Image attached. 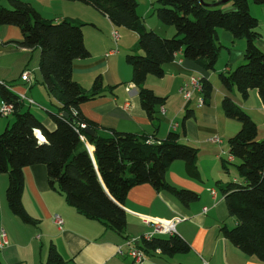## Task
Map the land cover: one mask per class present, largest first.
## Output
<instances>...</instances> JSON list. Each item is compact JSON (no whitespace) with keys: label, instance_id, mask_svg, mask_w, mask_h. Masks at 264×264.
Segmentation results:
<instances>
[{"label":"trees","instance_id":"16d2710c","mask_svg":"<svg viewBox=\"0 0 264 264\" xmlns=\"http://www.w3.org/2000/svg\"><path fill=\"white\" fill-rule=\"evenodd\" d=\"M1 1L0 26L19 27L22 38L16 43L23 48H39L41 83L58 102L53 110H47L54 123V128L49 129L29 108L22 110L23 101L18 99V94L0 81L2 100L11 104L14 114L13 120L0 129V172L8 175L5 198L11 212L25 224H37L38 220L26 211L21 200L23 169L34 164L45 165L49 186L63 192L67 203L78 213L100 221L118 234L126 225L123 208L126 195L136 185L150 184L158 192L171 193L185 205L198 200L196 191L176 187L165 178L176 160L184 163L188 176L198 177V148L181 143L179 132L170 131L165 138L154 140L117 130L99 134L100 126L82 113L81 105L102 95L105 87L100 75L95 77L91 89L83 88L72 78L74 60L90 55L82 27L94 24L44 18L26 0H7V6ZM65 1L90 5L114 25L138 33L137 48L141 52H127L125 61L131 66V82L138 87L141 106L150 119L154 118L155 106L165 99L143 86L146 77H162L164 64L172 61L178 52L201 69L213 70L222 47L217 42V28L225 29L233 38L245 39L244 63L226 74L220 72L221 84L227 90L235 87L243 99L250 89H255L264 107V51L256 43L260 24L250 9V0H228L220 6H212L205 0H157L160 6L153 12L161 22L175 27L176 34L171 37L146 27L137 13V0ZM251 1L264 5V0ZM199 80L204 102L211 96L212 83L206 77ZM111 89L114 87H108ZM221 108L240 127L227 139L228 155L233 156L229 163L236 166L237 176L216 182L229 216L237 223L232 227L224 224L219 230L241 252L255 256L264 264V138H257L256 123L230 95L222 97ZM190 114L187 110L182 122ZM86 128L94 135L86 133ZM88 145L93 147L92 152ZM138 243L146 255L160 253L156 252L157 248L168 256L189 249L177 233L154 235L150 241ZM0 264H3L1 259ZM41 264H66V260L50 243Z\"/></svg>","mask_w":264,"mask_h":264},{"label":"crops","instance_id":"0c3cea01","mask_svg":"<svg viewBox=\"0 0 264 264\" xmlns=\"http://www.w3.org/2000/svg\"><path fill=\"white\" fill-rule=\"evenodd\" d=\"M26 1L44 18L54 21L68 18L94 24L82 27L84 44L90 55L74 60L72 78L83 88L91 89L95 77L100 75L105 87L102 95L81 105L82 113L100 126L97 129L99 134L117 130L146 135L154 140L165 138L170 131L179 132L181 143L198 148V177L188 176L184 163L176 160L170 165L165 178L176 187L196 191L199 198L185 205L171 193L158 192L150 184L136 185L126 195L123 205L126 225L118 234L100 221L78 213L67 203L63 192L49 186L45 165L34 164L23 169L21 197L26 211L38 220L36 225H30L21 222L9 209L5 198L8 175L0 172V231H5L8 238V244L0 248L3 264H41L50 243L54 244L66 264H200L202 259L210 264H263L255 256L241 252L219 230L224 224L232 227L237 223L234 217L229 216L216 184L217 181H227L229 177L236 178V169L229 167L231 163L226 160L229 152L227 139L238 131L240 123L224 114L221 108L224 95H230L249 114L257 125V137L264 138V107L257 91L250 89L247 98L243 99L235 87L227 90L219 79L221 71H231L232 65L243 58L241 46L237 53L226 51V61L224 65L216 66L218 70H203L197 63L185 60L182 52H178L172 61L164 64L162 77L148 75L143 86L165 99L155 106L154 118L150 119L141 106L138 87L131 82V66L125 61L127 52H141L137 48V32L114 25L108 17L80 1ZM149 2L150 5L143 11L139 10V4L137 7V13L146 27L160 35H175L174 27L147 15L152 7V0ZM250 9L259 20L256 43L264 51V5L250 3ZM114 30L119 34L117 41L112 36ZM217 33L218 38L232 41L229 32ZM21 38L19 27L0 26V81L9 84L12 92L32 99L34 103L31 105L27 100L23 101L21 109L33 107L34 113L46 127L52 129L54 123L47 110H53L58 102L41 83L39 48L21 47L16 43ZM25 70L30 71L29 81L21 79ZM191 77H206L212 83L211 96L201 106H198V99H202L201 91L193 90L191 98L186 101L180 90L185 85L192 89L189 82ZM110 86L114 87L112 91L108 90ZM1 102L0 95V129L14 118L13 112H1ZM187 110L191 114L182 122ZM213 136H218L221 142L210 140ZM88 148L92 152L93 147L88 145ZM204 207L206 210H203ZM53 215H59L63 220L60 228L53 222ZM176 216L183 218L175 227L177 234L188 244V251L171 256L161 252L148 254L139 263L128 255L116 253L117 245L151 231L142 217L166 221Z\"/></svg>","mask_w":264,"mask_h":264},{"label":"built area","instance_id":"2783aa9c","mask_svg":"<svg viewBox=\"0 0 264 264\" xmlns=\"http://www.w3.org/2000/svg\"><path fill=\"white\" fill-rule=\"evenodd\" d=\"M112 36L115 41H117L119 38V34L116 30L112 32ZM29 76H30V71L25 70L21 75L22 81H29ZM189 82L192 86V89H188L186 87L187 85L180 88V90L183 92V96L186 101L191 98V94L193 90L201 91V83H200L199 78L191 77ZM18 99L20 101L27 100L29 104L34 103L32 99L27 98L24 94H18ZM202 104H203V99L201 98L198 99V106H201ZM12 110L13 108L11 104H8L2 100L1 112L5 114V113L12 112ZM161 111L164 112V109L161 108ZM80 126L81 128H85L84 124H81ZM80 138L84 139V136L81 135ZM210 140H212L213 142H221V139L218 136H213L210 138ZM226 160L228 162L233 161V156L228 155ZM211 192L212 194H215L214 189H211ZM203 210H206V208L204 207ZM52 219H53V222L59 228L62 226L63 220L61 219L59 215H53ZM182 220L183 218L179 216L173 217L172 219L166 220V221L154 219L151 217H142V221L151 227V231L143 234L141 237L128 239L124 243L117 245L116 253L120 255H128L132 257L135 262L139 263L145 258L146 254L143 249H141L139 246L136 245V243H138L140 240L150 241L154 235H161V236L174 235L177 233L176 227H175L176 224ZM7 244H8L7 235L5 231L1 230L0 231V248ZM156 252H161V251L159 248H157ZM200 264H210V263L207 260L202 259Z\"/></svg>","mask_w":264,"mask_h":264},{"label":"rangeland","instance_id":"374dc122","mask_svg":"<svg viewBox=\"0 0 264 264\" xmlns=\"http://www.w3.org/2000/svg\"><path fill=\"white\" fill-rule=\"evenodd\" d=\"M7 1V0H6ZM5 1V2H6ZM208 0H205V2H207ZM4 0L1 1V3L4 5V6H7V2L5 3ZM138 4H139V10L140 11H143L144 9H146L149 5H150V2L149 0L148 1H144V0H140L138 1ZM250 3H252V1L250 0ZM160 6L159 2H157V0H152V7L150 8V11L147 13V15H151L152 17H154L155 19H158L157 16H156V13L153 12L154 11V8ZM146 15V16H147ZM172 26V25H171ZM174 27V26H172ZM175 29V27H174ZM260 30V26H259V29L257 31ZM217 31H226L225 29L223 28H217ZM262 31H264V26L262 27ZM228 32V31H227ZM160 34V33H159ZM218 34V33H217ZM162 36H170V35H162ZM171 37V36H170ZM218 43H220V45L222 46L220 51H219V55H218V59L214 65V69L213 70H218L217 67L221 65H224L225 63V54H226V51L227 50H231V52L233 53H237L238 51V48H240L241 46V50H243L244 52V48H245V39L244 38H233L232 37V41L228 40V39H225V38H222V37H219L218 38ZM244 63V59L242 58L238 63H234L232 65V70L238 66L239 64H242ZM217 66V67H216ZM222 72V71H221ZM219 73V72H218ZM225 74L228 73V72H224ZM30 110L32 112H34V108L31 107ZM4 128V127H3ZM3 128H1V130H3ZM258 138V137H257ZM260 139V138H259ZM180 162H182L181 160H179ZM236 163V162H235ZM229 167H234L236 169V166L233 164L229 165ZM230 176V175H229ZM236 176H237V171H236ZM229 178H232V177H229Z\"/></svg>","mask_w":264,"mask_h":264},{"label":"water","instance_id":"95a60500","mask_svg":"<svg viewBox=\"0 0 264 264\" xmlns=\"http://www.w3.org/2000/svg\"><path fill=\"white\" fill-rule=\"evenodd\" d=\"M227 1H228V0H218V1H216V2L209 3V4L212 5V6H220V5L225 4ZM230 9H231V8H228V9H226V10H230ZM63 114H64L65 117L68 116L67 113H63ZM85 132L88 133V134H93V135H94V132H93L91 129H89V128H86V129H85Z\"/></svg>","mask_w":264,"mask_h":264}]
</instances>
